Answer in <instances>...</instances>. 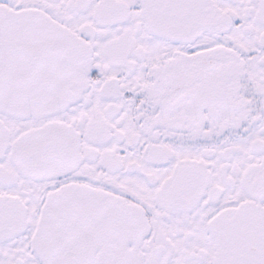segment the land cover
<instances>
[{"label":"snow or ice","instance_id":"1","mask_svg":"<svg viewBox=\"0 0 264 264\" xmlns=\"http://www.w3.org/2000/svg\"><path fill=\"white\" fill-rule=\"evenodd\" d=\"M0 264H264V0H0Z\"/></svg>","mask_w":264,"mask_h":264}]
</instances>
